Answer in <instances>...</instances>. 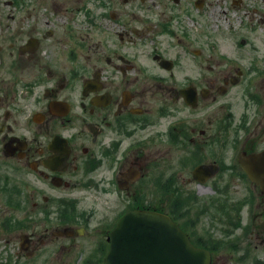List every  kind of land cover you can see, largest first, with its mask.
Wrapping results in <instances>:
<instances>
[{
    "label": "flooded vegetation",
    "instance_id": "flooded-vegetation-1",
    "mask_svg": "<svg viewBox=\"0 0 264 264\" xmlns=\"http://www.w3.org/2000/svg\"><path fill=\"white\" fill-rule=\"evenodd\" d=\"M6 5L23 15L0 46L1 264H106L139 211L211 264H264V160L260 180L243 163L264 153V49L217 85L195 31L209 0Z\"/></svg>",
    "mask_w": 264,
    "mask_h": 264
},
{
    "label": "rangeland",
    "instance_id": "rangeland-1",
    "mask_svg": "<svg viewBox=\"0 0 264 264\" xmlns=\"http://www.w3.org/2000/svg\"><path fill=\"white\" fill-rule=\"evenodd\" d=\"M12 0H0V46L7 48L11 41H18L20 31L19 18L23 15L18 9L6 2ZM210 5L202 10L198 34L200 44L205 49L204 54L215 65L217 70V85L223 83L226 76L236 75V69L245 70L244 66L250 65L255 58L260 56L255 50L264 49V0H209ZM241 38H246V46L240 44ZM215 44L216 51L210 52V47ZM3 54V53H2ZM212 54V55H210ZM3 58L0 55V60ZM233 65L234 68H229ZM244 82L234 87L236 93L225 96L226 100H244ZM3 234H0V251H2ZM235 249H227L226 252L236 257ZM262 255L264 248L254 247L250 252ZM235 254H234V253ZM3 256V255H2ZM0 257V264L4 261Z\"/></svg>",
    "mask_w": 264,
    "mask_h": 264
},
{
    "label": "water",
    "instance_id": "water-1",
    "mask_svg": "<svg viewBox=\"0 0 264 264\" xmlns=\"http://www.w3.org/2000/svg\"><path fill=\"white\" fill-rule=\"evenodd\" d=\"M261 160H264V153L253 154L243 162L253 179H261L258 167ZM143 218L153 226L136 231L132 220ZM111 237L112 246L106 264H211L210 252L195 247L168 217L132 212L118 223Z\"/></svg>",
    "mask_w": 264,
    "mask_h": 264
}]
</instances>
